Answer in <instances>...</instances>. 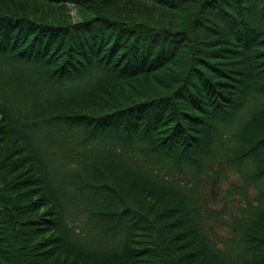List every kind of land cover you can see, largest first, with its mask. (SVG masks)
I'll list each match as a JSON object with an SVG mask.
<instances>
[{
  "label": "trees",
  "instance_id": "obj_1",
  "mask_svg": "<svg viewBox=\"0 0 264 264\" xmlns=\"http://www.w3.org/2000/svg\"><path fill=\"white\" fill-rule=\"evenodd\" d=\"M0 264H264V0H0Z\"/></svg>",
  "mask_w": 264,
  "mask_h": 264
},
{
  "label": "rangeland",
  "instance_id": "obj_2",
  "mask_svg": "<svg viewBox=\"0 0 264 264\" xmlns=\"http://www.w3.org/2000/svg\"><path fill=\"white\" fill-rule=\"evenodd\" d=\"M72 12H74V11H72Z\"/></svg>",
  "mask_w": 264,
  "mask_h": 264
}]
</instances>
